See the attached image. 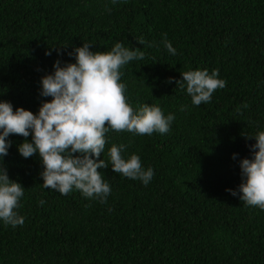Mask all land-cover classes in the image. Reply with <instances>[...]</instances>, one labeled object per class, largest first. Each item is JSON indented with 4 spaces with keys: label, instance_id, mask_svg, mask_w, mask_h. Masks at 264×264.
<instances>
[{
    "label": "trees",
    "instance_id": "trees-1",
    "mask_svg": "<svg viewBox=\"0 0 264 264\" xmlns=\"http://www.w3.org/2000/svg\"><path fill=\"white\" fill-rule=\"evenodd\" d=\"M117 42L145 53L121 68L133 110L157 105L175 119L165 134L110 130L100 158L124 144L123 157L138 155L155 175L145 185L109 165L99 169L106 202L61 195L43 187L38 154L21 156L24 138L10 135L3 161L25 188L24 224L0 220V264H264V210L226 190H238L239 160L251 158L255 139L244 135L264 131V0H0V101L37 113L51 99L39 95L40 78L55 60ZM197 69L226 80L199 106L175 85Z\"/></svg>",
    "mask_w": 264,
    "mask_h": 264
},
{
    "label": "clouds",
    "instance_id": "clouds-1",
    "mask_svg": "<svg viewBox=\"0 0 264 264\" xmlns=\"http://www.w3.org/2000/svg\"><path fill=\"white\" fill-rule=\"evenodd\" d=\"M116 2L112 0L113 4ZM163 36L164 47L171 55H176L167 34ZM138 43L143 45L145 41L141 38ZM90 46L83 43L75 47L67 53L74 57V62L62 63L57 59L53 62L54 71L40 78L39 95L51 99L42 101L37 113L19 106L14 110L11 102L0 101V220L6 226L24 224V217L16 209L20 207L25 188L9 178L3 161L12 143L8 139L10 135L24 138L17 145L21 156L29 158L38 154L43 165L40 172L43 187L61 195L76 189L86 198L106 202L111 188L99 169L109 165L113 172L138 179L145 185L155 175L151 167L142 166L138 155L131 154L125 159L122 153L127 145L124 144L110 147L108 161L100 158L110 130L141 136L154 132L165 134L175 119L174 114L165 115L157 105L144 104L134 111L128 102L126 85L121 83V68L133 60H143L145 53L119 42L106 52H94ZM51 48L45 55H51ZM56 50L57 55H61L59 47ZM181 76L182 79L175 80V85L180 90L186 89L195 106L211 102L213 93L226 86V80L219 78L217 69L211 73L207 69L190 70ZM30 135L31 142L27 139ZM244 137L255 139V143L248 145L251 158L239 160L238 190H226L232 196L239 194V200L247 205L264 210V131ZM39 203L43 205L45 201Z\"/></svg>",
    "mask_w": 264,
    "mask_h": 264
}]
</instances>
